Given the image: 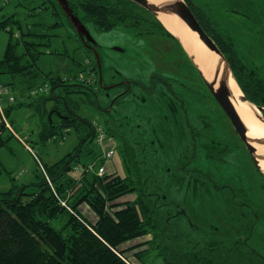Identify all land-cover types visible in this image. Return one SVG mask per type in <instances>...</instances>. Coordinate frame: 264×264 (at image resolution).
Here are the masks:
<instances>
[{
    "label": "rangeland",
    "instance_id": "obj_1",
    "mask_svg": "<svg viewBox=\"0 0 264 264\" xmlns=\"http://www.w3.org/2000/svg\"><path fill=\"white\" fill-rule=\"evenodd\" d=\"M186 1L200 21L208 23L203 21L208 20L222 36L232 38L230 48L239 56L238 63L246 59L250 51L256 54L264 51V0ZM0 8V17L2 14L11 15L24 29L25 35L16 28L14 39L35 42L42 52L39 72L34 75L29 70L26 76L18 75L14 81L10 78L14 84L10 85L11 88L6 86L7 94L2 98L4 106L16 105L10 121L12 130L8 129L4 134L12 137L0 149V191L9 190L13 183L31 185L39 181L43 175L39 162L48 168L78 148L88 133V125L81 118L93 119L96 130L101 131L100 135L104 129L110 133L118 146L116 152L120 159V164L115 158V163L108 165L107 172L99 174L97 167L104 159L103 148L108 139L95 137L87 145L95 150L96 155L86 156L89 147L84 145L81 159L87 165L81 170L98 176L114 173L125 177L129 166L136 178L137 170L131 166L130 159L133 160L134 153L144 144L135 147L126 137L136 123L143 127L148 138L158 137L154 145H147V150L156 152V162L168 170L160 182L166 201L172 203L170 206L174 210L180 207L183 212L173 217L170 224H164L165 228L152 231V238L147 235L143 239L151 240L148 249L138 255L140 262L261 264L264 260V179L220 106L214 105L211 97L206 95L207 91L197 84V68L177 42L166 37L154 39L156 53L151 49L152 45L136 40L121 29L108 32L92 30L104 61V83L112 81L115 74L116 80L121 75L138 80L149 89L153 84L157 87L151 95L142 88H134L138 95H146L145 102L139 96L129 95L120 104L113 103L111 113H108L103 108L111 107L118 88L110 89L108 95L99 81L97 84V75L94 76L93 66L83 55L74 30L47 0H0ZM6 31L0 29V59L9 39ZM115 47L125 51H116ZM20 52H23V45ZM152 55L158 66L167 64L160 78L176 83L172 84L175 94L179 93L184 99L185 109L180 110L177 120H173L171 113V121L161 118L167 115L163 104L167 96H163L160 90L170 91L161 79L153 76L156 64L151 61ZM174 56L179 61L176 65L172 64ZM257 60L262 65V55H258ZM81 64L86 70L83 71L84 65ZM44 72H50L53 79L71 85L76 82L93 85L95 92L91 88L70 87L71 91L63 94L71 107H75V114L81 117L79 122L61 128L44 123L51 111L65 108V104L56 98L46 99L37 105L42 96L48 95L51 87V83L43 79ZM9 97H13L14 102ZM22 101L30 105L17 107ZM155 124L158 127L155 128ZM60 130H63L61 135L54 133ZM134 131L137 135L138 131ZM17 135L24 137L31 150ZM137 140L141 141V137L137 136ZM212 141L220 144L215 143L219 148L229 147V150L213 148ZM220 151L224 153L218 156ZM156 171L160 172V169ZM72 175L78 176L79 173ZM82 206L92 212L86 203ZM128 258L134 260L132 254Z\"/></svg>",
    "mask_w": 264,
    "mask_h": 264
},
{
    "label": "trees",
    "instance_id": "obj_2",
    "mask_svg": "<svg viewBox=\"0 0 264 264\" xmlns=\"http://www.w3.org/2000/svg\"><path fill=\"white\" fill-rule=\"evenodd\" d=\"M47 1L54 7L57 14L62 15L55 0ZM69 1L89 29L104 32L120 28L133 30V33L147 41L149 46L152 43L154 52L156 50L153 40L160 37H166L180 45L177 38L156 16L131 0ZM203 21L208 22L200 21L204 29L216 38L209 21ZM16 28L23 31L25 35L24 29L16 18L2 14L0 29L7 30L9 39L4 55L0 59V87H10L16 80L14 77L26 76L29 70L34 75L40 70L39 61L42 52L39 51L35 42L15 40L13 36ZM217 41L219 42L218 39ZM78 44L86 60L93 66L98 84L100 74L98 65L95 60L92 62L90 59L89 51L81 43ZM21 45H23L22 53ZM180 47L185 52L181 45ZM221 51L226 57L227 51L223 48ZM185 54L188 57L186 52ZM24 58L26 60L22 62ZM236 64L230 63L243 91L244 67L241 62L236 61ZM84 70H86L85 65ZM43 76L45 81L51 83V87L47 92L48 95L42 96L37 101V105L40 106L46 99L53 98L65 104L64 109L58 108L51 111V116L44 119V123L49 127L61 128L79 122L81 117L75 114V107H71L70 101L68 102L63 94L71 91L70 87L91 88L94 91L93 85L87 82L75 81L76 84L72 85L61 82L53 79L50 72H44ZM199 76L201 77L200 74ZM10 78L13 81H9ZM15 105L16 103L4 106L9 122L12 120ZM25 105L30 104L22 101L17 107L23 108ZM63 114L67 117L63 118ZM56 115L57 119H55ZM81 121L88 125V133L78 148L48 168L39 162L43 174L39 181L31 185L13 183L9 190L0 191V264H130V262L142 264L137 257L148 249L151 239L134 245L130 242L147 235L152 238V231L165 228L164 224H170L173 217L182 214L172 207L169 208L172 203L166 201L167 196L160 186L163 176L161 173L158 179L151 176L152 165L141 156L144 148L134 153L133 160L129 158L131 166L137 170L136 178L124 158L123 162L128 166L125 177L114 175V173L105 176H98L93 172L84 173L83 169L87 164L81 159L83 147L84 145L89 147L87 142L94 141L95 137L98 138V131L93 124V119L89 121L81 118ZM7 130L5 123L0 120V149L12 137L4 135ZM61 131L63 130L54 131V133L61 135ZM104 133L107 139H114L105 129ZM130 133H126L127 140L136 147L133 142L134 136L131 134L130 137ZM85 155L89 158L94 157L96 152L89 147ZM104 163L103 159L97 169ZM75 172L79 175L73 176L72 173ZM129 195H134V198L120 201ZM62 201L66 203V206L62 204ZM83 203H86L95 213L96 222H92L85 216L81 209ZM131 254L134 260L128 258ZM261 264H264V260Z\"/></svg>",
    "mask_w": 264,
    "mask_h": 264
},
{
    "label": "flooded vegetation",
    "instance_id": "obj_3",
    "mask_svg": "<svg viewBox=\"0 0 264 264\" xmlns=\"http://www.w3.org/2000/svg\"><path fill=\"white\" fill-rule=\"evenodd\" d=\"M137 5H139V4H137ZM140 7H142V6H140ZM142 8H144V7H142ZM211 27L213 28V34L219 40V42L217 41L216 38H213L211 35L210 36L215 40V42L217 43V45L219 46L220 49L223 48V49H225L227 51L226 57H228L227 59L229 60V62L231 64L233 63V65H237L236 64V61H237V59H238L239 56H236V54L230 48V46H231L230 43L233 44L232 38L231 37L228 38V36H226V37L225 36H222V34L218 32V28H216L214 26H211ZM120 29L123 30L124 33L132 34L136 40L141 39V37L139 38L135 33H133V30L131 31L130 29H126V28H120ZM90 31H91V34H92V29H90ZM102 32H104V31H102ZM105 32H108V31H105ZM75 34H76V32H75ZM76 37H77V42L78 43H81L82 46L86 50H88L89 53L91 54V58L90 59L92 60V62H93V60H95V63L98 65V70H100V68H101V75L99 74L98 81L101 83L102 87L105 88V90H107L106 92L108 93V95H110V89L118 88L116 94L114 95V98L112 99L113 102H112L111 107H108L107 106L106 108H103L105 112L111 113L113 103L120 104L124 100V98L126 96H129V95L139 96L140 99H142V101L145 102L146 101V95H142V94H139L138 95V92L135 91L134 88L135 89H138V90L142 88L141 90H144V92L146 94H148V95H151L153 92L156 91V88L157 87L154 84H153L152 88L149 89L148 87H145L138 80L130 79V78H127V77H124V76H121V75H120V78L116 80L117 76L115 74L111 77L112 78L111 79L112 81H110L108 84L104 83L103 82V73H104L103 66H104V61H103V59H102V57L100 55V52H99L100 45H99V48L97 49V52L99 54V60H98L97 59V56H96V53H95V48L93 47L94 45H91L88 42L87 43V46H86V44H84L83 40L81 38H79L77 34H76ZM95 40L98 43V41H97L96 38H95ZM141 40H144V39H141ZM224 41H225V43H224ZM144 42L146 44L147 41L144 40ZM147 44H148V42H147ZM150 45H152V44H150ZM121 49L123 51L122 50H116V49H114V50L119 51V52H124L125 51V49H123V48H121ZM152 53L154 54L153 51H152ZM184 54H185V52H184ZM258 55H262V59H263L262 65H260L261 64V61H258L257 60ZM246 56H247L246 59H244V60L241 59L242 60V62H241L242 63V66L244 67V71L242 73L243 93H244V95L246 96V98L251 103H253L257 108H259L260 116H261L262 119H264V51L257 52V54L255 52H253V51L252 52L250 51L248 53V55H246ZM154 60H156V58L154 57V55H152L151 56V61L156 64V62ZM177 63H179V61L178 60H175V56H174L173 61H172V64L173 65H176ZM258 63H260V64H258ZM166 66H167V64L166 65H162V66L161 65L158 66V64H156L155 67H156V72L157 73L155 72V74L153 76H156L158 79H161L162 82H163V84L166 85L167 88H168V90L170 91V92L165 93L164 89L160 90L162 92V95L163 96H167L166 100H163V104H164V107H165L164 110L167 113V115L165 114V115L161 116V118L162 117L163 118L165 117L168 121H171V119L169 117V113H171V116H172L173 120H177L179 118V116H180V110L181 111L182 110L184 111V109H185V102H184V99L179 95V93L178 94H175V91L173 89V85L172 84H176V83H172L170 81H167L163 77L160 78V75L162 74L161 72L164 70V68ZM94 76H96V75L94 74ZM196 82H197V84L199 86L203 87L205 91H207L206 92V95H209L211 97L212 103L214 105H218V103L215 100V98L213 97L212 93L209 91L208 87L206 86V84L204 83V81L201 79V77L199 75H198V78H197ZM179 84H182V83H179ZM183 85L184 86H187L186 83H184ZM163 88H164V86H163ZM175 100L177 101L178 104H176ZM65 116L67 117V115H64V114L62 115L63 118H65ZM231 126H232V124H231ZM156 127H158V126L155 124V128ZM133 128L138 131V134L137 135L135 134V131H134ZM142 128L143 127L141 125H136V123L132 126L130 132L134 136V141L133 142L136 145V147H140L142 144H144V147H143L144 149L141 147L143 149V153L141 154V156H143V159H146V160L150 161V163L152 165V168H151L152 169V172L150 174L154 178L156 177L155 179H158L159 178L158 175L160 173H161V176H164L163 173L165 171H168V170H167V168H163L159 163L156 162V160H155L156 159V154H154L156 152H153L152 153L151 151H148L147 150V145H154L156 143L158 137L154 135L153 138H148ZM232 128H233V126H232ZM156 131L157 130H155V132ZM137 136H140L141 137V141H138L137 140ZM237 136H238V134H237ZM215 143L216 142H214V141L211 142V144H213V146H214L213 148L219 149V150H222V151L229 150V147L219 148L218 146H220V144L218 145L216 143L218 145V146H216ZM206 145H207V143H206ZM206 145H204V146H206ZM161 146H163V145L161 144ZM242 147H244L247 150V148L245 147V145L243 144V142H242ZM222 151H220V154L217 153L218 156H220V155H222L224 153ZM248 153H249V151H248ZM249 157L252 159L250 153H249ZM156 169H158V170L160 169V172L156 171ZM260 174L262 175V177L264 179V175L261 172H260ZM170 207L171 206H169V208ZM176 210L178 212H180V213L183 214V212L181 211L180 207L176 208Z\"/></svg>",
    "mask_w": 264,
    "mask_h": 264
},
{
    "label": "water",
    "instance_id": "obj_4",
    "mask_svg": "<svg viewBox=\"0 0 264 264\" xmlns=\"http://www.w3.org/2000/svg\"><path fill=\"white\" fill-rule=\"evenodd\" d=\"M140 6L144 7L154 16H156L159 20V14L167 13L176 15L180 18L187 27L192 30L193 32L197 33L200 41L206 46V48L216 55H218L217 60V67L215 70V74L212 80H208L199 65L195 62V56H191L188 51L185 49L181 41L178 39L176 35L172 32H169L174 35L177 40L180 42L181 46L184 48L185 52L187 53L189 59H191L193 65L196 66L199 74L201 75L204 83L208 87L209 91L212 93L213 97L217 101L220 108L228 117L229 121L231 122L234 130L238 134L239 138L249 151L252 160L257 167V169L264 175V167L261 165L264 162V153L259 154L257 150V145L264 146V138H252L249 136V129L247 125L242 120L241 116L239 115L232 99V91L229 87L230 78L232 77L235 82L238 84L235 75L232 71L231 65L215 40L207 33V31L202 26L201 22L191 9L189 3L186 0H170L161 4L152 2L150 0H131ZM58 8L60 9L63 17L71 25L73 30L76 32L79 38H81L86 44L89 42L91 45H94L95 53L97 59L99 60V54L97 49L99 48V44L96 42L95 38L91 34L89 27L83 23L79 14L74 11V8L71 6V2L69 0H55ZM160 21V20H159ZM116 50H122L119 47H115ZM123 51V50H122ZM100 68V67H99ZM224 71L221 73V71ZM101 75V68L99 70ZM239 86V84H238ZM240 88V86H239ZM241 89V88H240ZM242 91V89H241ZM243 92V91H242ZM241 99L243 102H248L253 107L257 108L253 103H251L244 93H242ZM259 110V108H257ZM50 117V116H49ZM264 121V120H263Z\"/></svg>",
    "mask_w": 264,
    "mask_h": 264
},
{
    "label": "bare ground",
    "instance_id": "obj_5",
    "mask_svg": "<svg viewBox=\"0 0 264 264\" xmlns=\"http://www.w3.org/2000/svg\"><path fill=\"white\" fill-rule=\"evenodd\" d=\"M150 1L161 4L170 0ZM159 20L167 30L178 37L188 53L193 57L195 56V62L201 68L204 76L208 80H212L217 67L218 55L208 50L200 41L197 33L190 30L176 15L161 13L159 14ZM223 72L222 70L221 73ZM229 87L232 91L233 103L249 129V136L252 138H264V119L261 118L259 110L248 102L242 101L241 96L243 92L232 77L230 78ZM257 150L259 154H263L264 146L257 145ZM261 165L264 167V162Z\"/></svg>",
    "mask_w": 264,
    "mask_h": 264
},
{
    "label": "crops",
    "instance_id": "obj_6",
    "mask_svg": "<svg viewBox=\"0 0 264 264\" xmlns=\"http://www.w3.org/2000/svg\"><path fill=\"white\" fill-rule=\"evenodd\" d=\"M116 149H117V147H116V145H115V143L113 142V139H108V140H106L105 141V148H103V155H102V157L104 158V160H105V163H106V165L104 164V165H102L103 167H106L105 169H108L107 167H108V165L112 162V163H115V158L117 159V161H119L120 159H119V157L117 156L118 154H117V152H116ZM110 150H114V154L111 156V157H108L107 156V154H108V152L110 151ZM119 164H120V161H119ZM119 168H117V170H118ZM107 172V171H106ZM134 198V195H129V196H127V197H125V198H123V199H121L120 201H125L124 199H129V200H132ZM81 209H82V211H83V213L85 214V216L89 219V220H91L92 222H96L97 221V217H96V215H95V213L93 212H90V211H87L86 209H84L83 208V206L81 207ZM144 238H146V237H144ZM144 238H140V239H137V240H133V241H131L130 242V244H136L137 242H140V241H143V239ZM129 244V243H128Z\"/></svg>",
    "mask_w": 264,
    "mask_h": 264
},
{
    "label": "built area",
    "instance_id": "obj_7",
    "mask_svg": "<svg viewBox=\"0 0 264 264\" xmlns=\"http://www.w3.org/2000/svg\"><path fill=\"white\" fill-rule=\"evenodd\" d=\"M7 88L6 87H0V120L3 121L5 123V125L7 126L8 129L12 130V127H11V124L10 122L8 121V118L7 116L5 115V112H4V105H3V100H2V97L5 96L7 94ZM9 100L14 102V98L13 97H9ZM100 130L98 132V138L100 140H103L105 138V133L102 132L101 135H100ZM17 137L19 138V140L27 147L28 150H31V147L29 146V144L25 141L24 137L22 136H18ZM114 154V150H110L107 154L108 157H111L112 155ZM98 173L103 175L106 173V169L105 167L101 166L98 168ZM62 204L66 206V203L64 201H62Z\"/></svg>",
    "mask_w": 264,
    "mask_h": 264
}]
</instances>
